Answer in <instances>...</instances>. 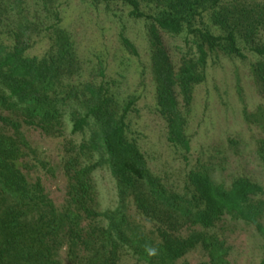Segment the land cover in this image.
Segmentation results:
<instances>
[{
    "label": "trees",
    "instance_id": "obj_1",
    "mask_svg": "<svg viewBox=\"0 0 264 264\" xmlns=\"http://www.w3.org/2000/svg\"><path fill=\"white\" fill-rule=\"evenodd\" d=\"M92 1L124 4L130 7L131 17L149 22L157 105L168 123V142L185 152L190 146L176 94L184 108L191 104L195 86L205 80L209 54L219 50L229 57L244 58L239 47L243 42L264 57V45L253 43L264 25L263 14L253 18L244 7L238 12L233 8L214 13L213 22L222 32L215 36L209 30L195 29L194 23L221 0ZM3 2L0 0V264H62L59 253L64 246L68 264H121L126 254L140 264H178L199 245L208 251L209 264H223L222 244L205 231L224 217L252 225L264 240V226L259 222L264 202L256 200L264 196L261 186L239 178L226 187L214 183L204 171H191L183 194L167 189L127 135L134 98L119 105L109 88L76 83L80 66L74 43L57 26L47 28L50 51L43 57H30L31 23L20 12L16 29L6 33L13 39L7 44L2 25L9 20L10 11ZM13 5L10 10L19 8ZM158 31L185 36L189 51L177 71L162 48ZM123 43L135 53L126 39ZM253 71L264 86V59ZM65 117L73 134L89 131V141L80 149L96 152L98 161L83 167L75 160L66 164L67 201L57 210L41 182H30L21 170L25 151L30 150L22 128L52 134L61 130ZM99 168H106L115 181L118 205L111 211L95 210L90 176ZM131 198L136 209L155 223L153 233L145 234L132 223L128 213ZM186 224L202 230L183 237Z\"/></svg>",
    "mask_w": 264,
    "mask_h": 264
},
{
    "label": "rangeland",
    "instance_id": "obj_2",
    "mask_svg": "<svg viewBox=\"0 0 264 264\" xmlns=\"http://www.w3.org/2000/svg\"><path fill=\"white\" fill-rule=\"evenodd\" d=\"M3 1V6L8 5L10 11L9 20L5 19L2 25L3 40L7 44H11L13 39L7 38L6 33L16 29L20 12L31 23V31H28L30 48L27 51L30 57H43L50 51L52 40L47 28L57 26L74 43L80 66L79 75L74 78L76 83L90 82L109 88L119 105L134 98L135 104L127 118V135L136 142L150 172L167 189L183 194L191 171H204L214 183L226 187L236 179L245 178L264 189V86L253 71L264 57L254 54L243 42L239 47L244 58L229 57L219 50L209 54L205 80L195 86L191 104L184 108L181 97L176 94L190 146L189 152H185L168 142V123L157 105L154 49L148 21L131 17L130 7L121 3ZM11 3L20 9L10 10ZM243 7L253 18L262 14L264 17V0H221L213 10L197 18L194 28L209 30L215 36L222 35L213 22L214 13L233 8L238 12ZM158 32L162 48L177 71L182 56L189 51L185 36L174 37ZM123 39L133 46L135 53L126 48ZM253 43L264 45V25L259 28ZM64 121L61 130L52 134L26 126L22 128L30 150L25 151L21 170L30 182H41L57 210H61L67 201L66 164L75 160L83 167L98 161L96 152L80 149L89 141V131L73 134L67 117ZM90 178L95 189V210L115 209L118 195L109 171L99 168ZM256 200L264 202V196ZM129 205L132 223L145 234L153 233L155 223H150L136 209L132 198ZM259 222L264 226V212ZM201 230L186 224L181 234L186 237ZM205 235L222 244L225 252L223 264H260L264 257L263 238L252 225L243 221L224 217L213 229L205 231ZM66 253L64 246L59 253L62 264H68ZM210 262L208 251L199 245L178 264ZM121 264L140 263L126 254Z\"/></svg>",
    "mask_w": 264,
    "mask_h": 264
}]
</instances>
